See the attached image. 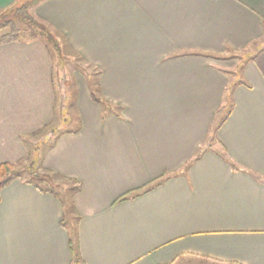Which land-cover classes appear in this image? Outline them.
<instances>
[{
    "label": "crops",
    "instance_id": "crops-1",
    "mask_svg": "<svg viewBox=\"0 0 264 264\" xmlns=\"http://www.w3.org/2000/svg\"><path fill=\"white\" fill-rule=\"evenodd\" d=\"M33 10L96 82L74 73L63 101L42 40L0 44V163L26 156L56 101L75 121L38 168L71 186L1 189L0 264H264V0Z\"/></svg>",
    "mask_w": 264,
    "mask_h": 264
},
{
    "label": "trees",
    "instance_id": "trees-1",
    "mask_svg": "<svg viewBox=\"0 0 264 264\" xmlns=\"http://www.w3.org/2000/svg\"><path fill=\"white\" fill-rule=\"evenodd\" d=\"M39 1L41 0H33L32 2H27L26 4L21 3L17 7H10L5 10H1V13H3L2 14L3 18L0 19V44L16 41L20 39L39 38L40 40L43 41L48 51L52 54L56 66V61L60 62L61 58H63L62 45L64 44V40L58 32L50 28L45 23L36 20L35 17L29 11V7L36 5ZM9 14L14 16L11 18L6 17V15ZM55 78H54V84L56 83ZM90 84H92V82H90ZM91 89H92V96L95 98L93 87ZM58 105H59L58 108L59 111L56 108L57 106V101H56L51 120L48 123H46L40 130L35 132V134L37 133L43 134V139L41 140L42 144L43 142L46 143L49 138L50 139L48 141H52L55 138H57L59 135L66 133L72 130L73 128H75V125L71 120L72 118L69 116L68 112H65L66 111L65 108L61 107V103H59ZM35 150L36 149H34L33 151H28V153L23 159H20L16 162L0 163V191L12 180L22 179L21 169L25 168V170L33 174L32 180H29L30 182L45 183V185L47 184L46 186L43 187L38 185L36 186L37 188H39L41 191L44 192L51 191L55 195H58L56 193L57 190L56 191L54 190L55 188L59 190L60 185L59 184L54 185L52 183L53 182L52 176L55 175L53 172L51 171H47L45 173H38L36 171L34 172L35 166H37V158L35 156L32 157L28 165L23 164L24 159L30 158ZM198 155L199 154H197L195 158H197ZM39 177L40 178L43 177V179L38 180L37 178ZM51 187H53L54 189Z\"/></svg>",
    "mask_w": 264,
    "mask_h": 264
},
{
    "label": "rangeland",
    "instance_id": "rangeland-1",
    "mask_svg": "<svg viewBox=\"0 0 264 264\" xmlns=\"http://www.w3.org/2000/svg\"><path fill=\"white\" fill-rule=\"evenodd\" d=\"M32 1L33 0H19V2H17L16 4H14L12 7H17L21 3L22 4L23 3L26 4L27 2H32ZM29 11L35 17V14H34L35 12L33 10V6H30L29 7ZM2 14L3 13H1V10H0V16H2ZM13 16L14 15H11V14L6 15V17H10V18L13 17ZM1 18H3V16L0 17V19ZM35 19L38 20L37 17H35ZM38 21H40V20H38ZM62 49H63L62 50V57L63 58H61L60 62H57L56 61V67H57V71H58V74L56 75V77H57L56 84L58 86L57 89L59 90V92H58L59 98L61 100H64L62 98H66L68 100L71 97V92H72L71 91L72 90L71 83L73 81V75H74V73H78L79 72V73L84 74V75L85 74L90 75V77L92 78V81H91L92 84L91 85H94V83L96 82V69H94L91 65H88L85 62H83L78 56H76L74 54V52L70 51L65 44L62 45ZM235 70L237 71L238 69L231 68V71H232L233 74L236 72ZM67 105L69 106V102H67ZM70 113L73 115L72 112H70ZM38 139L39 140L36 143H34L36 139L35 138H30L29 141H30V143H32L31 150L30 151H33L34 149H36L37 151L35 150L34 153L36 152V154L34 155V153H33V155H31L30 158H25L23 164L24 165H28L30 163L32 157L35 156L37 158V166L34 165L35 166L34 172L36 171L38 173H41V171L38 170L39 165H40V162H39L40 161V158H41L42 154L44 153V151L46 150V148L49 146V144L52 141H48L50 139L49 138L46 143L43 142V144H42L41 143V140L43 139V134L42 133H40V135L38 136ZM21 170H22L21 177L24 180H32L33 174L31 172L25 170V168H22ZM43 173H45V172H43ZM52 178L56 182L69 184L67 187L71 186L72 183H73V182H71L69 180L67 181L66 179L56 178L55 175H53ZM37 179L38 180H42L43 177H41V178L39 177Z\"/></svg>",
    "mask_w": 264,
    "mask_h": 264
}]
</instances>
